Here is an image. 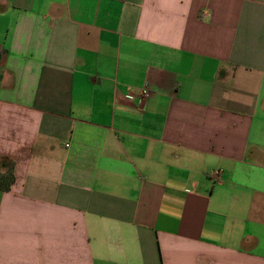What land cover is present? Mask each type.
<instances>
[{
    "label": "crops",
    "instance_id": "obj_1",
    "mask_svg": "<svg viewBox=\"0 0 264 264\" xmlns=\"http://www.w3.org/2000/svg\"><path fill=\"white\" fill-rule=\"evenodd\" d=\"M2 157L0 264H264V0H0Z\"/></svg>",
    "mask_w": 264,
    "mask_h": 264
},
{
    "label": "trees",
    "instance_id": "obj_2",
    "mask_svg": "<svg viewBox=\"0 0 264 264\" xmlns=\"http://www.w3.org/2000/svg\"><path fill=\"white\" fill-rule=\"evenodd\" d=\"M15 182V163L7 157L0 158V191L11 190Z\"/></svg>",
    "mask_w": 264,
    "mask_h": 264
},
{
    "label": "built area",
    "instance_id": "obj_3",
    "mask_svg": "<svg viewBox=\"0 0 264 264\" xmlns=\"http://www.w3.org/2000/svg\"><path fill=\"white\" fill-rule=\"evenodd\" d=\"M150 96V90L148 87H144L141 91V97L143 99L148 98ZM222 176V170L217 169L209 173L210 179L217 181L221 178Z\"/></svg>",
    "mask_w": 264,
    "mask_h": 264
}]
</instances>
